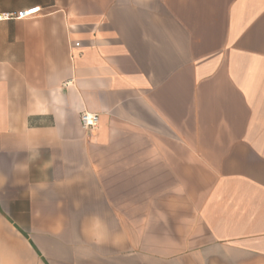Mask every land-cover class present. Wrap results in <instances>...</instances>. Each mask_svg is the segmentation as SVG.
<instances>
[{"label":"crops","instance_id":"obj_1","mask_svg":"<svg viewBox=\"0 0 264 264\" xmlns=\"http://www.w3.org/2000/svg\"><path fill=\"white\" fill-rule=\"evenodd\" d=\"M36 7L0 22V264H264V0H0Z\"/></svg>","mask_w":264,"mask_h":264},{"label":"built area","instance_id":"obj_2","mask_svg":"<svg viewBox=\"0 0 264 264\" xmlns=\"http://www.w3.org/2000/svg\"><path fill=\"white\" fill-rule=\"evenodd\" d=\"M39 12H40V8L36 7V8L21 10L16 13H0V22L28 19L37 15ZM79 121L83 129L94 130L98 124V116L96 114H90L84 112L80 114Z\"/></svg>","mask_w":264,"mask_h":264}]
</instances>
